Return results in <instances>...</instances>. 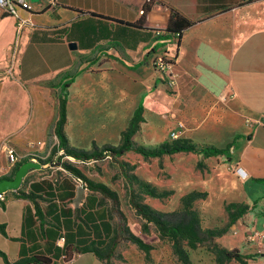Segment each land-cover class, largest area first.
Instances as JSON below:
<instances>
[{"label": "crops", "instance_id": "obj_1", "mask_svg": "<svg viewBox=\"0 0 264 264\" xmlns=\"http://www.w3.org/2000/svg\"><path fill=\"white\" fill-rule=\"evenodd\" d=\"M142 7L147 14H140ZM164 8L191 23L178 44H164L169 39L141 23ZM31 18L35 26L16 35L15 19L0 13V70L16 44V83L28 85L18 94L0 78V146L10 140L22 147L26 134L40 139L55 132L57 120L45 118L44 97H59L72 76L67 71L77 67L81 71L67 88L71 96L77 77L110 56L115 97H143V104L145 97H172L182 134H194L209 118L214 125L225 122L223 146L240 136L237 148H230L234 167L245 172L251 190L264 187L254 182L264 179V0H32ZM156 50L171 59L164 75L151 64ZM42 168L29 170L19 189L5 192L0 202V264L32 257L47 264H104L94 250L105 248L115 233L108 200L77 189L67 171L41 174ZM262 243L257 252L264 238ZM254 247L244 242L239 249L249 254Z\"/></svg>", "mask_w": 264, "mask_h": 264}, {"label": "rangeland", "instance_id": "obj_2", "mask_svg": "<svg viewBox=\"0 0 264 264\" xmlns=\"http://www.w3.org/2000/svg\"><path fill=\"white\" fill-rule=\"evenodd\" d=\"M140 11H142L140 14L146 13L143 7ZM166 43L175 44L172 39L165 41L164 44ZM16 48V44L11 45L7 65L5 69L0 70V78L5 79L12 89L14 86L18 94H22L28 85L21 81L16 83L18 78L15 68L19 54ZM76 49L73 51H77ZM77 57L85 56L77 55ZM88 58L94 59L92 56ZM158 58H161L163 63L171 62L163 50H156L153 53L151 57L153 64ZM112 61L110 56L99 58L97 62L95 60L96 63H91L92 65L77 77L73 94L71 92L72 97L70 94L67 97L66 93V122L63 125V134L72 148L93 151L100 150L105 145L117 146L121 142L122 131L128 126L141 97H115ZM78 71L81 69L73 67L67 73L73 75ZM84 90H87V93L86 95L82 93L84 96L81 97L80 92ZM44 98L48 109L45 118L50 121L57 120L58 97ZM51 101L54 102L53 105ZM143 106L144 122L139 124V129L133 137L137 145L155 148L164 141L171 143L183 138L197 145L221 147L228 138L229 132L225 122L219 126L214 125L211 123L212 118H209L194 134H182L183 127L176 126L175 102L172 97H145ZM245 118L251 123L250 117ZM171 132L180 134V137L173 138ZM34 136L37 135H24L26 139L22 147H16L10 140L0 146V171L4 173L0 177L13 176L15 165L22 161L33 160L40 163L41 167L45 166L39 171L41 174L66 172L61 166V163L65 162L79 168L88 179L102 182L115 191L119 200L118 210L122 213L123 220H120L113 211L108 200L115 228L113 236L117 239L110 258L111 264H183L174 244L162 239L155 226L146 224L132 209L129 204L131 188L142 203L163 214L181 211L184 207V197L191 192L196 193L197 197L192 202V208L199 214L200 227L203 231L226 227L229 218L224 207L227 203H246L252 206L255 202L254 207L229 226L225 233L199 245L196 249H186L190 264H216L211 252L213 243L227 249L243 250L247 232L251 229L259 230L264 225V187L253 188L252 191L251 187L255 186L246 179L238 177L234 163L224 156L202 158L201 155L180 152L146 158L129 151L117 160L105 157L102 160L83 162L62 156L61 150L54 153L58 139L53 129L40 139ZM6 148L13 149L17 153L19 159L17 163L11 165ZM230 154L233 155L232 152ZM126 176L130 178L132 184H129ZM140 184L148 185L154 189L155 194L151 195L140 190ZM76 187L85 190L80 184H76ZM121 226L152 246L149 258L136 245L122 240ZM257 249L254 247L253 251L246 255H253L251 258L253 264H263L264 261L258 255L264 256V249L260 252H257ZM230 264L237 263L231 261Z\"/></svg>", "mask_w": 264, "mask_h": 264}, {"label": "trees", "instance_id": "obj_3", "mask_svg": "<svg viewBox=\"0 0 264 264\" xmlns=\"http://www.w3.org/2000/svg\"><path fill=\"white\" fill-rule=\"evenodd\" d=\"M141 23L144 27H148L162 33L161 38L163 39H172L175 35H177L176 44H178L182 32L191 24L182 15L170 10L169 8L162 9L158 16H153L151 13H148V15L145 16L144 22ZM79 72L73 74L68 79H65L60 86V95L58 97V118L55 124V135L58 139V145L54 150V153L61 150L62 156L72 157L76 161L83 162L102 160L105 157L117 160L118 157L129 151L140 154L146 158L161 157L163 155H171L180 152H190L201 155L202 158L224 156L226 159L232 160L230 148H237L235 141L240 137L239 135H235L232 141L227 143L224 147L197 145L189 139H177L171 143L164 141L155 148H146L144 146L137 145L133 140V137L139 129V124L144 121L143 97L140 98L135 110L133 111L128 126L122 131L121 142L119 145H105L100 150L93 151L79 150L70 147L63 134V125L66 122V93L67 88L74 81V78ZM24 162L25 161L17 163L14 167V171H16V169ZM61 166L68 173H70L73 178H80L86 189L98 192L104 199L109 200L113 211L117 213L120 220H123V215L118 210L119 200L115 191L102 182L88 179L76 166L65 162H62ZM11 177L12 176H1L0 181ZM127 179L129 184H132L130 178L127 177ZM254 182L264 184V179H254ZM139 189L148 192L151 195L155 194L154 189L150 188L148 185L140 184ZM196 197L197 194L194 192L187 194L183 199L184 207L181 211L171 214H163L142 203L132 188L129 194V204L132 209L139 216H141L146 224H153L162 239H166L174 244L176 253L183 264H190L186 249H196L199 245L208 241L210 242L214 237L222 235L227 231L229 226L234 224L239 218L249 212L255 204L254 202L252 206H249L246 203H227L224 207L229 218L226 227L217 230L203 231L200 227L199 214L192 208V202ZM0 231L4 232L2 225H0ZM120 234L122 236V240H127L136 245L137 248L143 251L145 256L149 258L150 251L152 250V246L150 244L146 243L140 237L132 234L123 226L120 228ZM116 244L117 239L113 236L105 248L99 250L95 249L94 252L100 259L104 260V264H111L110 258L113 255ZM211 252L214 255L216 264H230L231 261H235L237 264H250L249 260L253 256L242 254L238 249H227L225 247H221L215 243L211 244ZM29 262L42 264L48 263L46 258L32 257L28 260H21L11 264H27ZM7 264L10 263L7 262Z\"/></svg>", "mask_w": 264, "mask_h": 264}, {"label": "built area", "instance_id": "obj_4", "mask_svg": "<svg viewBox=\"0 0 264 264\" xmlns=\"http://www.w3.org/2000/svg\"><path fill=\"white\" fill-rule=\"evenodd\" d=\"M46 2L49 5H54L56 0H46ZM21 11H25L26 13H28V16H22L20 14ZM140 12H142V11H140ZM0 13L4 14V15L11 16L15 19L16 35H19L26 27H34L35 26V23H34L33 19L31 18L32 0H0ZM172 40L176 44L177 43V35H175L174 38H172ZM151 64L157 71H159L161 73L166 72L167 69L170 67V62L163 63V62H161V58H158L157 61L155 60L154 64L151 61ZM178 126L182 127V124L179 123ZM171 136L173 138H178L180 136V134H178L176 132H171ZM6 151H7L8 158H9L11 165H13L19 161L18 155L16 152L13 151V149H10V148L7 149L6 148ZM235 172L238 175V177H240L241 179L246 178L245 172L240 167H236ZM73 181H74L75 185L80 184L81 186H83V188L86 189L84 183L82 182V180L80 178L75 177V178H73ZM4 194L5 193L0 194V202L4 201ZM263 238H264V225L259 230H257V229L249 230L247 232L245 240L247 243L252 244L259 249L263 245V243H262ZM62 240H63V238L61 237L58 239V242H60Z\"/></svg>", "mask_w": 264, "mask_h": 264}, {"label": "water", "instance_id": "obj_5", "mask_svg": "<svg viewBox=\"0 0 264 264\" xmlns=\"http://www.w3.org/2000/svg\"><path fill=\"white\" fill-rule=\"evenodd\" d=\"M71 49H75L74 44H70ZM41 164L38 162L25 161L21 164L15 171L14 175L11 178L3 179L0 181V194L5 193L7 191H16L19 189L24 176L31 169H39Z\"/></svg>", "mask_w": 264, "mask_h": 264}]
</instances>
